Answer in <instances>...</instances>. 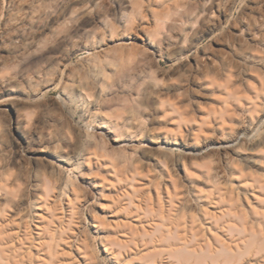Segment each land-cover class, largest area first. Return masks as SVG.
Instances as JSON below:
<instances>
[{"label":"rangeland","instance_id":"rangeland-1","mask_svg":"<svg viewBox=\"0 0 264 264\" xmlns=\"http://www.w3.org/2000/svg\"><path fill=\"white\" fill-rule=\"evenodd\" d=\"M227 102L254 131L245 146L262 140L264 0H0L6 263L136 264L109 252L125 180L170 172L190 185L181 155L228 172L233 155L189 157L194 128H174L176 106L199 122L217 112L216 129Z\"/></svg>","mask_w":264,"mask_h":264},{"label":"bare ground","instance_id":"bare-ground-1","mask_svg":"<svg viewBox=\"0 0 264 264\" xmlns=\"http://www.w3.org/2000/svg\"><path fill=\"white\" fill-rule=\"evenodd\" d=\"M208 84L218 85L215 80ZM174 113L176 137L182 139L185 128L191 126L195 131L185 154L195 159L214 151L233 155L234 160L226 164L229 171L221 173L195 162L188 166L182 155L177 162L184 167L190 185L181 186L182 176L170 172L143 176L137 171L132 179L125 180L129 185L120 193L125 200L119 201L122 209L112 212L118 223L114 232L117 238L109 242V252L136 264H264V201L257 194L264 193V171L252 170V165L264 169V158L255 159L252 154L263 149L264 138L245 146L254 131L245 124L235 125L237 118L228 102L219 113L216 129L208 121L216 116L215 111L206 113L207 121L200 122L176 106ZM218 130L227 137L219 138ZM172 143L165 136L157 144L170 149ZM31 158L41 160L45 156L34 154ZM0 182V193L9 191V179L3 176ZM10 203L4 208L0 205V264H7L11 251L3 237L13 221Z\"/></svg>","mask_w":264,"mask_h":264}]
</instances>
